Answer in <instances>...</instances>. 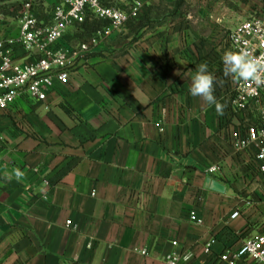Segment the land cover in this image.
Wrapping results in <instances>:
<instances>
[{"label": "crops", "instance_id": "crops-1", "mask_svg": "<svg viewBox=\"0 0 264 264\" xmlns=\"http://www.w3.org/2000/svg\"><path fill=\"white\" fill-rule=\"evenodd\" d=\"M39 1L46 27L59 0ZM101 1L129 19L69 29L72 49L109 34L75 57L69 84L55 83L46 102L0 116V264H221L205 254L212 240L220 256L264 234V176L249 175L252 152L229 145L237 121L226 107L218 115L189 88L207 63L228 105L242 81L224 77L222 57L264 0ZM17 34L15 24L0 38Z\"/></svg>", "mask_w": 264, "mask_h": 264}, {"label": "built area", "instance_id": "built-area-1", "mask_svg": "<svg viewBox=\"0 0 264 264\" xmlns=\"http://www.w3.org/2000/svg\"><path fill=\"white\" fill-rule=\"evenodd\" d=\"M40 4L23 0L22 10L16 24V37L0 38V116H9L12 107L21 100L46 102L55 83L68 85L75 71V57L91 51L109 34L108 31L89 36L77 49L63 42L67 31L83 25L88 19L107 21L113 27L123 25L128 19L124 11L105 7L101 0H59L50 14V24L44 27L37 17ZM136 17V13L132 14ZM234 51L250 48L254 55L264 56V9L255 17L241 23L230 34ZM19 52L29 59L20 63ZM252 105L259 107V115L245 117ZM231 125L229 145L237 154L252 152L254 158L248 163L250 176H264V87L256 88L251 82L242 81L226 106ZM243 117V119L241 118ZM219 166L208 170L210 175L218 173ZM191 220L199 223L195 213ZM239 216L233 215V219ZM67 225L70 227L71 222ZM212 240L205 254L221 264H264V234L245 240L236 251L214 255ZM176 245V244H175ZM179 257L169 258V264H178Z\"/></svg>", "mask_w": 264, "mask_h": 264}, {"label": "clouds", "instance_id": "clouds-1", "mask_svg": "<svg viewBox=\"0 0 264 264\" xmlns=\"http://www.w3.org/2000/svg\"><path fill=\"white\" fill-rule=\"evenodd\" d=\"M222 62L224 77L234 82H251L256 88L264 87V56H256L250 48L242 47L238 51H226ZM223 83L209 71L207 63H200L191 77L189 92L205 105L214 106L218 115H223L226 106L215 95L216 86Z\"/></svg>", "mask_w": 264, "mask_h": 264}, {"label": "rangeland", "instance_id": "rangeland-1", "mask_svg": "<svg viewBox=\"0 0 264 264\" xmlns=\"http://www.w3.org/2000/svg\"><path fill=\"white\" fill-rule=\"evenodd\" d=\"M33 0L38 5L41 1ZM21 0H2L0 1V36L9 33V29L16 24L21 11Z\"/></svg>", "mask_w": 264, "mask_h": 264}, {"label": "water", "instance_id": "water-1", "mask_svg": "<svg viewBox=\"0 0 264 264\" xmlns=\"http://www.w3.org/2000/svg\"><path fill=\"white\" fill-rule=\"evenodd\" d=\"M207 186L210 187L212 190H214L216 192H219V193H223L224 192L223 187L219 183H216V182H214L211 179L207 182Z\"/></svg>", "mask_w": 264, "mask_h": 264}, {"label": "trees", "instance_id": "trees-1", "mask_svg": "<svg viewBox=\"0 0 264 264\" xmlns=\"http://www.w3.org/2000/svg\"><path fill=\"white\" fill-rule=\"evenodd\" d=\"M0 1H2V0H0ZM102 2V1H101ZM103 4V3H102ZM86 23H84L83 25H85Z\"/></svg>", "mask_w": 264, "mask_h": 264}]
</instances>
